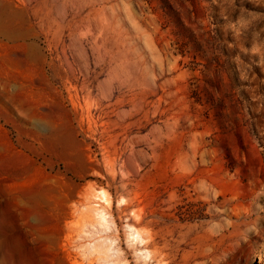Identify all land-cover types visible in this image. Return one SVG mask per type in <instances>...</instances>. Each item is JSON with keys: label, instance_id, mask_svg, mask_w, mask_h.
I'll use <instances>...</instances> for the list:
<instances>
[{"label": "rangeland", "instance_id": "374dc122", "mask_svg": "<svg viewBox=\"0 0 264 264\" xmlns=\"http://www.w3.org/2000/svg\"><path fill=\"white\" fill-rule=\"evenodd\" d=\"M0 264H264V0H0Z\"/></svg>", "mask_w": 264, "mask_h": 264}]
</instances>
